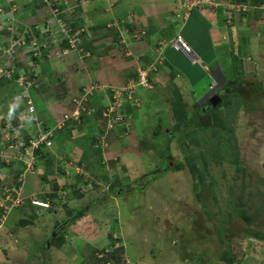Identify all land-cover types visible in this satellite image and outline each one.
I'll return each instance as SVG.
<instances>
[{
    "label": "rangeland",
    "instance_id": "374dc122",
    "mask_svg": "<svg viewBox=\"0 0 264 264\" xmlns=\"http://www.w3.org/2000/svg\"><path fill=\"white\" fill-rule=\"evenodd\" d=\"M21 2V4L19 3L20 10L13 0H8L5 2L6 6L0 8V15L4 13L7 16L9 11H13V16L17 19L9 27L5 25L6 23L2 24V32H8L10 37L8 40L2 38L3 51L1 53L4 55L3 58H7L3 59L4 63L11 60L13 50L15 54L20 53L29 69L21 68L20 77L13 78L16 71L14 70L13 73V69L5 67L2 70L9 74L4 75L0 79V83L3 84L2 86H6L13 79H17L15 85H19L24 90L22 94H25L26 91L24 86L18 82L19 79L24 78L25 86L27 82H32L33 88L42 87L43 83L35 72V62L32 60L35 56L38 58L41 56L35 55L34 50L28 44L22 47H13L16 39L20 38L14 37L12 34L16 29L23 31L22 34L25 31L30 33V0ZM53 4V1L49 0V4H44L41 12L52 13ZM244 9L249 10L252 23L260 21L257 31L263 36L264 5L262 7L247 5ZM58 20L63 19L56 17L59 27ZM6 22L8 23V21ZM12 26L13 31H10L8 28ZM249 28L247 29L249 30ZM240 32L247 33L246 30ZM70 36L72 37V35ZM255 36L257 35L253 37ZM56 40L50 39L53 44ZM231 40L229 39V41ZM33 42L40 44L38 38L32 39ZM43 48L45 47L43 46ZM30 52L33 55L30 56ZM221 53H218L219 60L227 72L229 70L225 69L224 60L220 57ZM149 67L142 69L141 66V72ZM248 72L249 75L245 77L246 83L244 84L247 92L244 93V96L247 98V94L252 92L249 94L250 99L256 100L252 101L251 105L254 103L256 105L257 102V109L252 110L251 108L252 112H250L249 105L242 107L239 116H227L223 125L218 127L219 129H194L192 132H197V134L191 136V128L184 126L180 133L170 135L171 138H168L169 135L166 137L165 133L169 132V129L165 128L162 137H155L153 135L156 128L155 119L159 116L155 114V105L161 114L160 117L165 121L170 119L167 103L162 98L155 99L153 101L155 105L146 103V106L138 112L137 119L144 124L142 128V125L137 123L138 133L136 130L132 133L128 129H123L121 125L117 128L118 125L102 123L100 127L96 128L97 135L95 136L98 137L95 142L99 143L95 149L101 151L100 154L103 155L101 158H96L100 166L97 163L95 166L91 165L90 160H88V165L84 164L83 169L80 165L78 166V161L84 159L82 158L83 152L80 150L75 152L76 156H73L76 158V162L74 160L69 163L67 159L60 158L63 164L60 162V165L64 166L67 180L62 182L59 179L61 175L59 169L55 170L53 177L59 179L56 182L58 185H66L67 190L73 192L75 196L67 193L65 196V200L68 201L65 204L67 207L73 201L69 208L72 205L77 207H73L75 211L86 208L87 214L82 219L83 224H76L75 231L73 230L74 224H71L69 231L63 232L61 238L54 242V245H49L50 238L55 233V237H57L58 229L66 225L68 219L66 206L63 205L62 210L56 212L54 210H37L39 213L35 218L28 217L22 210H16L10 218L8 217L9 220H6L7 227H13L16 236L14 235L12 238L14 244L11 242L12 249H7L4 258L6 262L2 264H95L102 258L113 260L111 264H118L126 263L123 258L125 259L127 256L132 264L140 263V261L143 262L142 264H202V262L205 264H238L242 250L247 253L243 264H264V261L260 262L264 258L263 248L249 246L251 243L246 237L250 232L258 233L264 230V94H258V91L254 94L255 88L263 90L262 85H259V82H253L251 80L253 75L250 70ZM217 73L219 76L215 79L222 81V87L224 85V88H227V82L223 80L222 74L218 71ZM208 85L209 83L206 81L198 87L209 90V87H205ZM216 86L217 83L213 84V88ZM96 87L92 86L91 88L94 91ZM140 87L144 86L135 87V94L138 96ZM91 88H85L81 94L74 97L76 99L83 97ZM200 92V90L196 93L192 92L190 97L187 96L189 98L187 102L190 105L195 104V101L198 100L195 98L199 96ZM205 94L199 98L198 103L201 102ZM90 95L91 92L88 98ZM185 95H188L186 90ZM24 98L29 101L30 88L28 98ZM149 98L147 97L146 100ZM109 105L105 108H108ZM144 110H146L145 120ZM88 111L92 116L96 115L99 110L89 105ZM146 119L147 122H145ZM125 121L121 124L127 128L130 126V122L125 125ZM25 122L22 123L20 120L22 124L17 129L24 132V128L21 127ZM68 124L69 122L66 123V126ZM79 128L81 127L75 126L73 130ZM56 129L54 134L61 131L59 128ZM72 138H74L73 133ZM85 141L90 144L93 142L92 137H86ZM58 146L54 147V151ZM76 147H78L77 143L74 149ZM88 151L94 152L93 149ZM188 152L190 154L193 152L200 157L204 156L207 161V164L200 163V168L204 169L207 166L210 171L209 175L205 173L204 176L207 179L200 189L197 187L200 181L191 176L188 173L189 170L183 169L182 171L178 165V162H186L185 156ZM103 158L106 166L103 165ZM112 161L115 164L111 163ZM164 164L169 168L164 175L147 176L151 171L160 173V168L164 167ZM236 164H239L238 169ZM33 171L36 172V169ZM76 171L86 172L84 175L87 176V180L94 181L91 183L92 185L73 187L74 190H72L71 184L77 181ZM43 177L44 173L41 178ZM103 177H107L109 180L104 182ZM115 180L119 181L122 187L116 186L113 190L111 184ZM140 185L142 188H139ZM50 187L52 190L51 185ZM243 189L245 190L243 191ZM198 192L204 194L202 198L206 202V207L199 202ZM52 193L54 196L57 191L52 190ZM240 196L245 202L243 207L239 208V212L244 209L250 216L255 215L256 218L253 219L252 224H248L234 210L233 202H237ZM79 200L81 201L79 202ZM29 204L27 206H30ZM1 212L3 213V211ZM1 216L3 215L0 213ZM25 219L27 223H24ZM34 219L35 225L32 223ZM25 224L29 226L27 230L23 228ZM56 226L57 230H55ZM29 229L36 231L31 234ZM15 240L17 243L14 242ZM119 248L125 250L124 254L116 255ZM261 250L262 254H260ZM230 257H235V261L231 262ZM117 258L121 259L120 262H117Z\"/></svg>",
    "mask_w": 264,
    "mask_h": 264
},
{
    "label": "crops",
    "instance_id": "0c3cea01",
    "mask_svg": "<svg viewBox=\"0 0 264 264\" xmlns=\"http://www.w3.org/2000/svg\"><path fill=\"white\" fill-rule=\"evenodd\" d=\"M21 1L24 0H13L17 7L19 3H22ZM47 1L49 0H30V29L32 27L38 29V34H35L32 29L31 33L40 39L39 42L47 45H44L47 53L38 58V63L32 59L35 62V72L43 83L42 87H30L29 100L35 109L34 115L43 122L45 128H54L64 113L75 108L73 102L76 97L74 96H78L82 90L90 89L92 86L97 87L95 92L91 91L86 104L99 110L96 115L88 116L79 126L81 128L73 130L74 125L69 123L66 128L56 132L53 145L50 147L56 157L59 154L57 152L59 146H63L70 152L80 151L81 148L74 149L76 144L74 139L69 141L72 133L78 137L86 138L89 135L90 138H96V128L100 127L103 121L101 114L110 104L109 90L126 87L141 66L145 68L157 62L159 71L150 73L149 80L155 86L153 97L166 100L167 110L170 109L168 101L173 96L174 83L170 80L172 77L181 76L186 79L182 81L183 84L187 81L189 85L192 78L201 79V76L206 74L210 80L201 79L200 81L205 80L204 82L207 81L210 86L216 84L215 78L219 76L218 71L227 82L219 60V52H222L220 57L224 60L225 66H232L236 60L244 78L248 77V70H250L253 75L251 80L255 83L259 82L264 89V34L262 36V33L259 34L257 31L259 20L252 23L249 10L244 9L247 5L235 4L232 0H211L212 3L221 4L217 8L212 5L196 8V6L193 7L192 0H51L58 9V18L66 21L72 30V38H75L72 47L69 42L55 41L53 44L50 41V39L60 38L61 32L58 31L60 29L56 16L51 12H41ZM5 2L8 0H0V8L6 6ZM238 5L241 6L240 10L236 9ZM12 12L9 11L7 16L4 13L0 15L1 28L3 23L9 27L13 25V21H17ZM244 30L247 33L242 34L240 31ZM22 32L16 29L12 34L14 37H20ZM253 33L257 36L253 37ZM8 35H10L8 32L3 33L0 30V46L2 38L8 40L10 37ZM178 35H182L191 46L192 54L189 55L171 45L170 42ZM260 37L262 38L259 40ZM229 39L232 40L229 41ZM1 52L0 50V69L5 67L13 69L16 71V77L22 71L21 68L29 69L20 53L14 54L11 60L4 63L3 59L7 58H3L4 55ZM31 55L33 53H30ZM157 60L159 63L166 61L159 65ZM196 60L198 62H194ZM9 83L6 86L0 83L2 115L7 118L9 104L16 103L19 107L12 115L13 124H17L18 119L22 117H30L31 120L28 100L24 98L26 93L22 94L24 90L19 85H15L17 83L15 80ZM203 90L206 89L204 87L200 89V91ZM193 92L196 93V90L193 89ZM149 94L153 95L150 91L139 90L138 98L142 99L144 95ZM28 124L29 127H24L22 132L27 140L37 135L36 126ZM82 138L85 144L81 149L83 160L85 162L90 160L91 165L95 166L97 163L100 166L96 158L103 156L100 154L101 151L98 152L95 148L89 147L90 143H86L85 138ZM55 146H58L56 151H54ZM89 149H93L94 152L90 153ZM104 161L103 158V165H105ZM56 163V167L60 166L58 160ZM111 163L115 164L113 161ZM86 164L88 165L89 162ZM37 166L38 164H36V172L26 175L23 194L48 203L53 197V201L50 202L52 208L43 210L61 211L63 205H54L60 202L57 195L52 196L50 189V185L52 186L57 179L50 175V181L43 180L41 176L44 170ZM24 169L23 163L0 166V183H14ZM73 207L77 208L72 205L71 208ZM41 209L26 205L16 210H22L28 217L35 218L39 213L37 210ZM14 211L9 214V218ZM6 220L0 223V264L6 262L4 261L6 251L8 248L12 249V238L16 236L15 229L7 227ZM35 222L34 219L32 223L35 225ZM28 227V224L23 225L26 230ZM35 231L30 230L29 233L34 234ZM14 242L17 243V240ZM262 252L261 250L260 254ZM127 258L129 259L128 256ZM261 261H264V258ZM142 263L140 261L137 264Z\"/></svg>",
    "mask_w": 264,
    "mask_h": 264
},
{
    "label": "trees",
    "instance_id": "16d2710c",
    "mask_svg": "<svg viewBox=\"0 0 264 264\" xmlns=\"http://www.w3.org/2000/svg\"><path fill=\"white\" fill-rule=\"evenodd\" d=\"M233 3L235 4H241V5H251V6H258V7H262L264 5V0H232ZM250 14V13H249ZM33 30V32L35 34H38V29L36 27H32L31 28ZM31 29H30V33H27V43L30 44L31 40L35 38V36H33L34 33H31ZM72 35V33H71ZM37 38V37H36ZM61 38V37H60ZM59 38V39H60ZM38 40L40 41V39L38 38ZM74 42H75V38H73ZM66 42L72 46V44L70 43L69 39L68 38H64L62 42ZM41 43V42H39ZM42 47L44 46L42 43H41ZM67 44V46H70ZM31 47V46H30ZM73 47V46H72ZM31 53V52H30ZM47 52H45V49L42 48V54L40 56H43V55H46ZM41 58V57H40ZM34 61H37V63L39 62V59L37 56H35L34 58ZM166 61V60H164ZM163 61V62H164ZM163 62H161L163 64ZM159 63V61H158ZM161 63H159V65H162ZM154 67L156 69H153L151 70L150 73H157L159 71L158 69V66H157V62H155L154 64ZM231 67V68H229ZM225 69H228L229 71H225L224 70V75H225V78L227 80V83H226V86H227V89H228V92L226 91V89L224 87H221L219 90H218V95L222 98V102L220 104H218L217 106H213V105H208V104H201V103H198V100L200 98V96H202V94L206 93L207 90H203L201 91L199 94V96H197L195 98V100L198 98L197 101H195V104H189L187 102V100H189V98L187 96L190 97L191 94H193V89L196 90V92H198L200 90V87H198L200 84L204 83L202 81H200L201 79H206L207 81H209V77L204 74L201 76V79L200 78H192V80L189 81V85H187V81H185L186 83L183 84L182 81L186 80L184 79L183 77L181 76H176V77H172L170 80L172 81L173 84V96L172 98L168 101L170 102V109H168V112H169V115H170V119L168 121H165L162 117H160V112H158L159 110L157 109V106L153 103V101L157 98H154V84L151 82V80H149V83L150 85H152V87H149V88H144V87H140V90L144 89V90H147V91H150L151 93H153V95H144L142 99H138V95L135 94L134 95V100L132 99H126L122 105V107L120 109H123L130 117H131V120H128V122H130V126L129 127H125L123 124H121V128L123 129H128V131L134 133L135 130L137 131V133L139 132L138 130V122L140 123L141 121H138L137 119V116H138V112L141 111V108H143L144 106H146V103L147 105H151V104H154L155 105V114L156 115H159L157 119H155V122H156V128L154 130V136L155 137H162V133L164 131L165 128H168L169 132L165 133L166 137L168 136V138H171L170 135H176L177 133H180V130L184 127V126H187L188 128H191V133L190 135H194V134H197V132H192L194 129H198V130H209V129H213L215 130L216 128L219 129L218 127H221L224 122V119H227V116H233L236 115V116H239V112L241 110L242 107H249L250 109V112L251 111V108L252 110L254 109H257L256 108V105H257V102H256V105L254 103V105H251L252 104V101L255 102V100H251L250 99V95L252 92H249L247 94V98L244 96V93L247 92V88L245 87V83H246V80L244 78V75L241 71V69L239 68V66L237 65V62L235 60V64H232V66H225ZM19 72V71H18ZM14 73V71H13ZM21 75V72H19L18 76L20 77ZM16 77L15 73H14V76L13 78ZM177 78H181L180 80L177 79ZM209 79V80H208ZM13 80H17V79H13ZM135 80L136 82L138 81V73H136V75L130 79V82ZM241 80V81H240ZM179 81V82H178ZM205 81V80H204ZM130 82L128 84H130ZM178 82V83H177ZM176 84V85H175ZM192 84L195 86H192ZM257 85V84H256ZM255 85V86H256ZM260 85V84H259ZM128 86V85H127ZM126 86V87H127ZM170 87V88H172ZM209 87V90H211L212 88V85L208 86ZM122 88H125V86L123 87H120V88H113L112 90L110 89V101L109 103L110 104H113L114 100H115V96L117 94V91L116 90H120ZM225 89V90H223ZM262 89H263V86H262ZM185 90L187 91L188 95H185ZM222 91H224V93H222ZM258 91V94L260 93H263L264 94V89L261 91V90H256V88L254 89V94ZM125 93L127 94L128 92H124V96L123 98L127 97L125 95ZM136 93V91H135ZM147 97H150L149 99L146 100ZM146 100V102H145ZM251 101V103H250ZM166 102V100H165ZM167 103V102H166ZM109 108V106H108ZM108 108H105L104 111L102 112L101 114V117H102V123H107L108 122V119L109 118H106L104 116V114L106 113V110ZM147 108V107H145ZM146 110H144V120H145V116H146ZM154 111V109H153ZM119 113V110H117L116 112H114L112 114V116H116L118 115ZM227 113V114H226ZM88 117V115L86 114H83L82 115V119L85 121V119ZM112 118V117H111ZM168 119V117H166ZM174 118V119H172ZM148 119V118H147ZM146 119L145 122H147L148 120ZM142 125V128L144 127V124L143 122L140 123ZM45 127V126H44ZM119 127V125H118ZM46 130H50V129H47L45 128ZM199 132V131H198ZM75 133H73V136L74 138H72V136H69L71 137L69 139V141H72V139H74V142L78 144V147H76V149L78 150V148H81L82 149V145H85L84 144V139L82 138L83 136H77V135H74ZM86 137H89L86 136ZM55 138V134L52 138V144H53V140ZM85 138V137H84ZM189 138V136H188ZM86 139V138H85ZM92 140L93 142L89 145V147L91 146V148H94V146L97 144L95 142V140H97V137L94 138L92 137ZM169 141V140H168ZM168 141H167V149H168ZM76 145V144H75ZM187 146H189V144L187 143ZM87 147V146H86ZM80 149V150H81ZM57 152L59 153L58 156L56 157V155L54 154V152L51 150L50 146H46V145H43L40 147V149H38L36 151V155L38 156V161H37V164H38V168L39 169H44V177L42 178L43 180L45 181H50V178L49 177L50 175L54 176L55 175V164H57V160L59 161V165H60V162L62 164V160L60 158H64V159H67L68 161H73L74 159V155L76 156V151L72 150L71 152L68 151L66 148H64L63 146H59V149L57 150ZM99 152V151H98ZM191 152V150H190ZM64 156V157H63ZM186 157V162H178V165L179 167L184 170H189V174L191 176H193L196 180L200 181L199 185H197L198 189H200V187L203 186V184L205 183V180L207 179V177H205V173L206 175H209L210 174V171H209V168L207 166L204 167V169L200 168V163L201 162H204V164H207V161L205 160L204 156H198L196 154H194L193 152L190 154L188 152V154L185 156ZM58 158V159H56ZM79 164H82V163H79ZM86 164V163H84ZM63 165V164H62ZM60 165L58 167L61 175L59 177V179H66L65 178V169H64V166ZM87 165V164H86ZM235 166H237V169L239 168V164H236ZM166 169V170H164ZM169 168H167L164 164V167L160 168L161 172L158 173V172H154L152 173V171L150 173L147 174V176L149 177L150 175L151 176H162L164 175V173H166L165 171H168ZM76 180L75 183L72 185V189L74 190L73 187H79V185L82 183V184H85V185H90L92 182H94L92 179H89L87 180V178H85L84 176H77L76 175ZM104 179V182L105 181H108L109 179L107 177H103ZM120 182L115 180L112 184H111V188L114 190L117 187H120L121 184H119ZM213 183V182H212ZM92 185V184H91ZM122 187V186H121ZM139 188H142V186L140 185ZM58 189V183L53 182L52 183V190H57ZM246 189V187H245ZM243 189V191L245 190ZM85 193V192H84ZM203 195L201 192H198L197 194V197L199 199V202L204 206L206 207V202L203 200ZM74 197V194L72 195ZM55 197V195H54ZM51 201H53V197L50 198ZM233 202V201H232ZM244 199L242 198V196L238 197V200L237 202H233L232 204L234 205V210L236 212V214L238 213L240 215V217L245 220L248 224H252L253 223V219L256 218L255 215H249L247 210H241V212H239V208L243 207V203H244ZM61 204V203H60ZM58 202H56L54 205H60ZM62 205V204H61ZM242 205V206H241ZM64 206H66L67 208V212H68V219L66 220V225H64V227H60V229L55 228V230L58 229V236L57 237H51L50 238V242L49 244L51 245H54V242L58 241V239L61 238V235L63 234V232H65L66 230L69 231V226H71V224L73 225V230L75 231L77 229L76 227V224L78 225L79 223L80 224H83L82 222V219L85 218L86 214H87V211H86V208H82V209H79V210H74L72 208H69L67 207V205L64 204ZM51 211V210H49ZM75 211V212H74ZM81 220V221H80ZM24 223H27L26 220H24ZM60 224V223H58ZM57 224V225H58ZM71 232V231H70ZM251 236H254L258 239H261L264 241V230L263 231H260L258 233H254V232H250L249 235H247L246 237L249 238ZM245 237V238H246ZM246 238V239H247ZM243 243V242H242ZM251 244H249V246H251ZM253 247H257V246H253ZM259 248V247H257ZM242 255H241V258L238 260V264H243V260L244 258L246 257L247 253H245V250H242ZM125 250L124 249H120L117 250L116 252V255H120V254H124ZM120 258H117V262H120ZM109 261V262H107ZM111 261L113 260H108L107 258H102L100 260H98L95 264H107L110 263ZM230 261L231 262H234L235 261V257H230ZM121 263V262H120ZM118 263V264H120ZM198 264V263H197ZM202 264H205L204 262H202Z\"/></svg>",
    "mask_w": 264,
    "mask_h": 264
},
{
    "label": "built area",
    "instance_id": "2783aa9c",
    "mask_svg": "<svg viewBox=\"0 0 264 264\" xmlns=\"http://www.w3.org/2000/svg\"><path fill=\"white\" fill-rule=\"evenodd\" d=\"M53 12L57 14L58 10L53 9ZM58 21L60 27L59 32H61V38L60 39L58 38L56 41L61 42L64 38H68L70 43L73 44L74 40L70 36L71 29L67 26L66 21L65 22L63 20H58ZM0 30H2L1 27ZM10 31H13V28H11ZM27 44H28L27 32L25 31L23 34H21L20 38L16 39V43L13 47L15 46L22 47ZM173 44L179 48H182L188 53L191 51L190 46L186 43V41L181 35H178L177 39L174 41ZM30 45L35 52L34 54L40 56L42 46L36 42L32 43V41ZM0 50L3 51L2 46H0ZM8 52L9 54H11L10 51ZM12 52L13 53L11 54V56L13 57L15 51L13 50ZM152 66L153 67H149L147 68V70H144V72H141L140 70L137 82L133 80L130 82V84H128L127 87L117 91L113 104L109 105V108L106 110V113L104 114L106 118H109L108 119L109 124H111L112 126L115 124L117 126V125H121V122L125 120H126L125 125L129 124L128 120H131V117L123 109L120 108L122 107L124 101L127 98L134 100L136 86L142 85L145 88L152 87L148 79V72H150L153 69H156L154 65ZM7 73L9 74V72L0 69V79ZM23 79L24 78L19 79L18 82L20 83V85L24 86V89L26 91L25 97L28 98V90L30 87H32L33 84L32 82L30 83L27 82L26 83L27 85L25 86L24 85L25 82H23ZM91 90L90 91L88 90L83 95V97L81 96L79 99L74 100L75 108H73L69 112L64 113L62 117L59 119L57 125L50 130L44 129L42 125L43 122L36 115H34L35 109L31 105L29 100L28 104H29V113L31 115V120L30 119L28 120V118L25 117L20 118V120L22 121V123L26 121L22 125L23 128L24 127L28 128L29 127L28 123L35 125L37 130V135L28 140L23 137L24 135L21 133L22 131L20 129L15 128V126H13V124L8 119H6L4 116L0 114V161L8 165L12 164L13 162L24 163L28 171H33L35 169L34 167L35 162L37 160L36 151L40 149V147L43 145L50 147L52 146V138L54 136V131L57 130L56 128H59V130H61L63 127L66 126V123L68 122L81 123L82 115L90 114L86 103L88 102V95L90 94ZM124 92H128L127 94L125 93V95L127 96L126 98H123ZM117 110H119L118 115L113 117L112 114ZM74 160L77 161L75 157L73 161ZM73 161H68V162L72 163ZM19 182H23V175L19 178ZM63 187L64 186L60 184V194L62 198L65 199L67 192L63 190ZM32 202L33 204L44 208H48L50 206L49 203L40 202L36 199H34ZM24 204H25V198L23 197L22 186L8 188V187H3V185L0 183V208L3 209L4 213H9L13 208H17ZM256 242L264 245L263 240H256Z\"/></svg>",
    "mask_w": 264,
    "mask_h": 264
},
{
    "label": "clouds",
    "instance_id": "9594fccd",
    "mask_svg": "<svg viewBox=\"0 0 264 264\" xmlns=\"http://www.w3.org/2000/svg\"><path fill=\"white\" fill-rule=\"evenodd\" d=\"M47 3L49 4V1H47ZM192 3H193V7H195L196 6V8L197 7H199V6H204V5H212L214 8H217L218 6L220 7L221 6V4L219 5V4H217L216 2H214V3H212L211 2V0H192ZM53 6V8L54 9H57V7L55 6V4H53L52 5ZM245 6V5H244ZM244 8V7H243ZM236 9H241V6L240 5H238V6H236ZM58 10V9H57ZM52 13H53V15H55L56 17H57V14H55L53 11H52ZM182 36V35H181ZM178 37V36H177ZM177 37L173 40V41H171L170 43H171V45L172 46H175L173 43H174V41L177 39ZM183 37V36H182ZM36 38V37H35ZM184 38V37H183ZM185 40V39H184ZM32 41V40H31ZM186 41V40H185ZM186 43H187V41H186ZM30 44H31V42H30ZM30 44H28L29 46H31ZM188 44V43H187ZM189 45V44H188ZM42 46V45H41ZM190 46V45H189ZM176 48H178V49H180V50H182L183 52H185V53H187V54H192V48H191V46H190V48H191V51L188 53V52H186L185 50H183L182 48H179V47H177V46H175ZM41 49H42V47H41ZM194 62H198V60H196V61H194ZM142 69H143V67H142ZM140 70L141 69H138V76H139V73H140ZM144 70H147V68L146 69H144ZM151 72V71H150ZM150 72H148V79H149V75H150ZM224 79V78H223ZM217 84L219 83V81H217L216 82ZM212 88H213V85H212ZM211 88V89H212ZM210 91V90H209ZM209 91H207L206 93H208ZM218 92V91H217ZM216 92V94H218ZM205 94V93H204ZM205 96V95H204ZM203 96V97H204ZM201 97V96H200ZM126 98V97H125ZM210 99V98H209ZM14 100H15V98H14ZM206 100H208V99H206ZM204 100L202 99L201 100V102L200 103H202ZM210 101V100H209ZM211 104V103H210ZM212 105V104H211ZM87 106H88V104H87ZM19 107V105L18 104H16V103H11V104H9V106H8V113H7V118L6 119H8L10 122H11V119H12V115H13V113L16 111V109ZM89 107V106H88ZM0 114L2 115V113H1V107H0ZM86 115H88V116H90V114H86ZM3 116V115H2ZM83 122H84V120L83 119H81V123H74V122H69V123H72L73 125H74V127L75 126H77V127H79V126H81L82 124H83ZM13 123V122H12ZM20 124H22V123H20V120L18 119V122H17V124H13V126H15V128H17V127H19L20 126ZM44 127V126H43ZM21 128H23V127H21ZM117 128H118V126H117ZM44 129H45V127H44ZM51 129H53V128H51ZM22 133V132H21ZM24 135V134H23ZM98 138V137H97ZM99 143H97L95 146H94V148L98 145ZM53 145V144H52ZM37 156V155H36ZM83 158V157H82ZM38 161V156H37V160H36V162ZM35 162V165H34V167H35V169H36V163ZM76 162V161H75ZM79 163H82V164H78V166L80 165L81 167H82V169H83V167H84V163H85V161L84 160H80V161H78ZM77 162V163H78ZM15 163H18V162H13L12 164H15ZM4 165V163L2 162V161H0V166H3ZM23 166L25 167V169H24V171L23 172H19L20 174H19V176H18V178L15 180V182L14 183H12V184H9V183H4V182H2L1 184L3 185V187H8V188H14V187H18V186H24V183H25V178H26V175L28 174V173H32V172H34V171H28L27 169H26V165L23 163ZM67 168V167H66ZM86 175V172H84V171H81V172H78V171H76L75 172V178H76V175L77 176H84L85 178H87V176H85ZM23 175V182H19V178L21 177ZM72 178H74L73 176H72ZM71 179V178H70ZM59 180V179H58ZM57 180V181H58ZM61 180H63V182L65 181V180H67V178L64 180V179H61ZM56 181V182H57ZM8 182V181H7ZM74 183H72L71 184V186L73 185ZM82 185H85V184H80L79 185V187H77V188H80ZM72 189V188H71ZM63 190L65 191V192H67V193H71V195H73V192H70L69 190H67V186L65 185L64 187H63ZM73 190V189H72ZM57 191V197H58V201L62 204V205H64V204H66L68 201H66L65 199H63L62 198V196H61V194H60V185H58V189L56 190ZM23 197L25 198V204L24 205H22V206H19V207H17V208H13L9 213H2L1 211H3V209H1L0 208V213L3 215V216H1L0 217V223H2V222H4L6 219H7V217L9 216L8 214H10L12 211H14V210H16V209H19V208H23L24 206H26V205H28L29 203H30V205L31 206H34V207H40V208H42V209H50V208H52V205H51V201L49 202V204H50V206L48 207V208H44V207H41V206H38V205H35V204H33V200L34 199H36L35 197H29V196H25L24 194H23ZM37 200V199H36ZM38 201H40V200H38ZM40 202H43V201H40ZM46 203H48V202H46ZM59 203V204H60ZM55 232V231H54ZM56 234V233H55ZM55 234L53 235V237H55ZM255 238V240H253ZM256 240H261V239H258V238H256V237H254V236H251V237H249V242L250 243H252V245H254V246H257V247H263L264 248V245L263 244H260V243H257L256 242ZM50 245V244H49ZM247 247H248V245H247ZM49 248V247H48ZM126 261V263H124V262H121L120 264H131V262H130V260L128 259V258H123V261ZM112 262V261H111ZM111 262L110 263H108V264H111Z\"/></svg>",
    "mask_w": 264,
    "mask_h": 264
},
{
    "label": "water",
    "instance_id": "95a60500",
    "mask_svg": "<svg viewBox=\"0 0 264 264\" xmlns=\"http://www.w3.org/2000/svg\"><path fill=\"white\" fill-rule=\"evenodd\" d=\"M219 88L220 85L218 83V85L215 88H212L208 93L205 94L203 100L211 98L210 103L213 106H217L218 104H220L222 102V98L218 94H216Z\"/></svg>",
    "mask_w": 264,
    "mask_h": 264
},
{
    "label": "flooded vegetation",
    "instance_id": "af4514ba",
    "mask_svg": "<svg viewBox=\"0 0 264 264\" xmlns=\"http://www.w3.org/2000/svg\"><path fill=\"white\" fill-rule=\"evenodd\" d=\"M218 80H220V78H218ZM221 82H222V81H219L220 88L222 87ZM217 85H218V84H217ZM223 87H224V85H223ZM220 88H219V89H220ZM219 89H218V90H219ZM225 89H226V91H228L227 88H225ZM225 89H224V90H225ZM222 93H224V91H222ZM210 99H211V98H210ZM210 99H208V100H204L201 104H208V105H210V101H209Z\"/></svg>",
    "mask_w": 264,
    "mask_h": 264
}]
</instances>
